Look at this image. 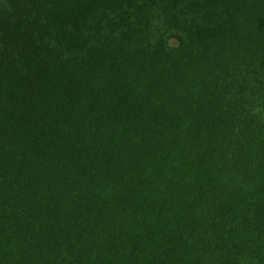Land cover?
Instances as JSON below:
<instances>
[{"label":"trees","instance_id":"16d2710c","mask_svg":"<svg viewBox=\"0 0 264 264\" xmlns=\"http://www.w3.org/2000/svg\"><path fill=\"white\" fill-rule=\"evenodd\" d=\"M0 264H264V0H0Z\"/></svg>","mask_w":264,"mask_h":264}]
</instances>
